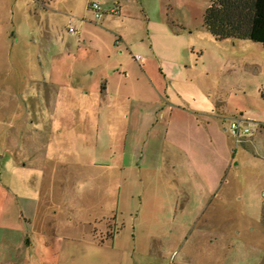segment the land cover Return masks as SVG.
<instances>
[{
    "label": "rangeland",
    "instance_id": "1",
    "mask_svg": "<svg viewBox=\"0 0 264 264\" xmlns=\"http://www.w3.org/2000/svg\"><path fill=\"white\" fill-rule=\"evenodd\" d=\"M31 3L18 0L16 5ZM91 3L108 14L118 6V20L106 25L93 21L118 32V39L113 32L86 29L98 34L95 46L105 56L118 57V70L129 77L109 94L112 107H102L91 89L86 99L75 93L63 108L46 113L60 129L62 121L71 128L46 142L49 153L42 163L48 172L41 179L59 183L39 194L28 189L41 203L43 217L21 235L14 227L0 228V264H179L185 247L192 245L214 251L197 256L196 264H264L263 45L216 40L204 26L209 0H69L73 21H81L85 12V20H93L87 10ZM10 5L0 0L1 7ZM56 21L50 23L52 35H69ZM82 45V51L89 48ZM38 46L50 49L48 42ZM9 63L12 68L20 61ZM91 63L81 61L77 67L92 72ZM6 64L0 59V71ZM47 64L43 59L46 75ZM140 67L146 68V79L140 77ZM94 73L89 87L99 70ZM9 92L13 112L18 90ZM146 103L167 107L168 135L160 140L188 150L176 162L186 166L178 173L147 170L163 145L140 141L128 130L132 107ZM238 119L250 130L242 143L228 130ZM132 158L138 160L135 169L128 166ZM29 175L12 171L9 180H34L37 174ZM163 181H170L169 189ZM193 197L199 200L193 202ZM47 230L59 240L55 249L45 243ZM246 243L252 246L247 255L240 252ZM161 246L165 257L176 250L172 259H157L151 250Z\"/></svg>",
    "mask_w": 264,
    "mask_h": 264
},
{
    "label": "crops",
    "instance_id": "2",
    "mask_svg": "<svg viewBox=\"0 0 264 264\" xmlns=\"http://www.w3.org/2000/svg\"><path fill=\"white\" fill-rule=\"evenodd\" d=\"M8 1L11 3L8 9L0 6V59H6L9 64H6L4 70L0 71V228L14 227V230L21 235L25 232V228L31 230L35 222L42 216L41 203L32 196L33 193L28 189L39 194L41 189L48 188V184L55 187L59 183L57 180L46 182L41 179L43 173L48 172V167L42 163L49 153L46 142L53 141L63 131L71 130L67 121H62L61 124L65 126L60 129L58 122H53L56 118L47 116L46 113L49 114V110L56 107L63 108L66 101L74 100L75 93H81L86 99L91 89L98 92V100L104 104L102 107H112L115 101L111 99H114V96L109 94L118 92L122 88L123 80L129 77V73L118 70V57H114L112 54L106 56L102 54V51L95 46L97 42L99 43L98 37L95 36L98 34L96 32H94L95 35L91 34V27H94L100 32H113L118 39V32L104 30L101 27V24L106 25L113 20H118V6L110 9L111 16H108L109 14L102 9L104 15L101 20H97L101 22L99 26L93 22L96 17L90 9L91 4L87 10L88 12L92 11L93 20L87 22L85 20L86 12L81 21H73L74 17L71 16V13L74 11L68 5L69 0H61V2L32 0V3L25 8L16 5L18 0ZM53 18L59 24L64 25L63 27L67 29L69 35H52L50 23H53ZM58 22L57 27L59 26ZM71 25L79 28L75 35L69 33ZM26 41L35 44V46L24 47L23 43ZM41 42L50 43L48 52L44 50L43 46L37 47V43ZM82 42L88 44L89 48L82 51V46H84ZM151 55L153 56V53ZM43 59L48 61L47 75L42 71ZM11 60H18L20 63L18 66L13 63L11 68L12 64L9 63ZM87 60L92 61L91 68L95 67L96 70H99L97 79L94 83H90L92 87L88 85V81H92L88 77L94 75L96 70L88 72L77 67L81 61ZM33 65L34 69L29 68L28 71H24L26 69L24 67H33ZM138 72L140 77L147 78L146 68L140 67ZM42 77H45L44 80ZM11 88H16L19 95L16 109L13 112H10L11 96L9 91ZM166 109V106L153 103L133 106L132 115L128 118L130 125L128 130L140 141L147 138L150 142L153 141L157 144V141H160L163 145L162 147L159 145L160 148L155 151L158 157L157 161L149 163L147 170L178 173L186 166L176 164V162L180 163V153L183 152L186 155L188 150L176 144L178 142L175 140V142L171 140L172 142L167 143L164 136L161 138L164 139V142L160 140L161 135H168L169 124L165 119ZM168 146L169 149H167ZM172 146H175L174 149ZM20 157L22 159L19 160ZM34 161H41V164H33ZM137 162V159L132 158L128 162L130 169H135L139 165ZM118 170H121L119 166ZM12 171H16L19 175L29 173L31 177L37 175L34 180L12 181L9 180ZM4 173H6V177ZM168 182L163 181L160 184L163 185V188L169 189ZM216 199L219 201V198L214 200ZM198 200L197 197L192 198L193 202ZM211 203L213 200L208 202V204ZM226 203L223 201V204ZM206 210L207 208L205 212ZM239 214V217L244 220V212ZM45 235V243L49 248L55 249L59 246V240L54 239L52 231H45ZM238 235H241L240 231ZM251 248L252 246L246 243L240 252L247 255ZM255 248L258 247L255 246ZM185 249V255L179 264H196L197 262L195 261V263L194 260L197 256H200V259L206 253L214 252L209 247L204 250L202 246L195 245L185 247ZM170 250L169 252L172 251L171 256L167 255V257L163 255V252L166 251L164 246L157 250L153 248L151 251L155 252L157 259H167L168 257L172 259L176 250Z\"/></svg>",
    "mask_w": 264,
    "mask_h": 264
},
{
    "label": "trees",
    "instance_id": "3",
    "mask_svg": "<svg viewBox=\"0 0 264 264\" xmlns=\"http://www.w3.org/2000/svg\"><path fill=\"white\" fill-rule=\"evenodd\" d=\"M204 26L216 40H250L264 47V0H209Z\"/></svg>",
    "mask_w": 264,
    "mask_h": 264
},
{
    "label": "built area",
    "instance_id": "4",
    "mask_svg": "<svg viewBox=\"0 0 264 264\" xmlns=\"http://www.w3.org/2000/svg\"><path fill=\"white\" fill-rule=\"evenodd\" d=\"M90 9L94 12L95 17L97 20H101L104 12L102 11L100 5L98 3H91ZM69 33L71 35H75L77 33V30L75 27H70L69 28ZM229 133L233 136L234 139L238 143H242L243 140L249 135L250 130L246 124L242 122V120L238 119L234 121L230 128L228 129ZM264 196V193H263Z\"/></svg>",
    "mask_w": 264,
    "mask_h": 264
}]
</instances>
